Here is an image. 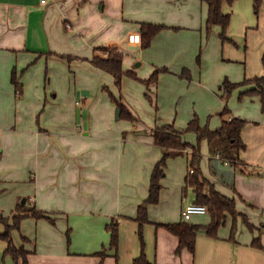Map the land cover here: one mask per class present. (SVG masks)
Here are the masks:
<instances>
[{"label":"crops","instance_id":"1","mask_svg":"<svg viewBox=\"0 0 264 264\" xmlns=\"http://www.w3.org/2000/svg\"><path fill=\"white\" fill-rule=\"evenodd\" d=\"M252 7L253 0L222 4L231 16V35L253 34L242 53L222 41L219 25L207 32L202 0H0V217L25 215L12 238L27 251V264H133L142 250L154 264H264V111L258 96L239 97L252 85L234 89L226 102L220 88L225 78L235 83L264 74V42L250 54L259 43V31L252 30L264 23V1L258 16ZM141 23L163 26L147 48L141 45ZM101 48L122 53L123 70L140 78L166 66L168 74L186 71L192 81L184 85L171 77L161 92L159 75L149 85L124 75L117 95L114 76L90 61L95 53L105 55ZM230 62L239 64L236 72ZM179 85L187 87L184 100L204 101L202 117L195 104L158 111L161 103L174 101L178 90L170 89ZM109 93L121 98L135 121L120 116ZM144 96L156 108L145 107ZM225 104L229 113L221 117ZM194 115L212 130L222 119L246 120L240 134L245 147L235 161L222 158L207 140L200 146L202 174L235 199V229L231 233L229 215L215 237L200 231L194 251H177L178 236L162 224L184 220L182 207L193 202L194 193L190 187L182 192L191 146L173 149L159 200L146 206L142 248L137 210L164 154L152 131L164 125L184 130ZM181 137L197 142L193 132ZM34 208L48 218L34 217ZM202 215L185 221L208 223L210 216ZM111 222L117 224L116 249L109 245ZM4 229L0 221V233ZM256 237L263 248L251 245ZM5 248L0 238V264H14L3 255Z\"/></svg>","mask_w":264,"mask_h":264},{"label":"trees","instance_id":"2","mask_svg":"<svg viewBox=\"0 0 264 264\" xmlns=\"http://www.w3.org/2000/svg\"><path fill=\"white\" fill-rule=\"evenodd\" d=\"M207 4V16H206V30L210 31L212 25H219L220 38L222 41L232 40L231 37L227 35V28L230 24V13H224L222 11V4L228 3L232 4L235 0H202ZM264 0H253V11L256 16L260 13L262 3ZM163 26L160 24L152 23H141L140 35H141V45L142 48H147L152 39L162 30ZM100 50L105 51V55L95 53L91 58V63L112 74L115 78V84L120 88L122 77L124 75L139 80L144 84L156 83L158 80V75L161 72L168 71L167 67H156L152 74L148 78H140L133 71H124L122 68L123 55L116 50H110L107 48H101ZM262 64L264 67V54L262 56ZM190 79V76H187ZM12 83L15 85V90L20 91V85L16 78V74L13 71L11 74ZM252 85V88L244 91L240 94L242 95H256L260 98L261 109L264 111V74L262 76H255L253 78H244L240 82H231L229 79L225 78L220 85L223 90L222 98L226 102L231 95L232 91L236 88L245 85ZM110 98L116 103L120 108V116L131 121H135L136 117L131 113L124 103L117 100L111 93ZM229 109L227 104L224 105L222 111L219 113L221 117L227 115ZM246 120L239 117H232L231 119H222L221 125L216 129H211L206 123L201 126L199 119L196 115L187 123L184 130H176L173 125H164L162 127H155L152 131L153 142L155 145L164 149V154L162 158L155 164L151 177L149 194L147 199L139 205L136 215V220L139 223V238L141 241L142 248L144 246V240L142 235V225L148 221L147 219V209L148 204H155L159 200V194L161 189L160 180L164 174V168L166 166L167 158L169 157L171 150L182 149L190 147L192 153L189 159V168L192 172H188L186 175V183L182 189L183 194L186 193L187 188H191L194 193V203L203 204L207 208V213L210 216V221L206 224L189 222L185 220H180L175 223H164L162 224L167 230L177 235L179 238V245L177 251L183 247H187L189 250L194 251L195 238L197 234L202 231L208 236L215 237L216 232L220 225L224 224L227 217L230 215L234 220L232 224L233 233L236 226V217L238 212L236 211L235 199L228 197L221 192L217 191L214 185L202 174L200 169V146L202 140H207L213 145V149L217 150L222 158L228 159L230 161H235L237 159L239 152L245 147L241 139V130L245 124ZM184 132H193L196 135L197 142L195 145H190L182 140L181 135ZM29 210V209H28ZM27 210V211H28ZM31 213L36 218L47 217L44 212L34 209H30ZM25 215H14L11 219L0 217V221L5 224V229L0 233V238L6 241V248L3 252L4 256H11L13 258L14 264H27V251L24 246L17 247L12 238V230L18 229L22 218ZM11 220V221H10ZM249 227L252 225L247 223ZM111 232L110 237V247L116 249L118 242V232L117 224L111 222L107 225ZM69 232V231H68ZM67 232L68 241L69 233ZM251 245L258 248H263L259 237L254 238ZM96 254H104L100 251ZM133 264H154L146 260L144 252L140 257L134 260Z\"/></svg>","mask_w":264,"mask_h":264},{"label":"rangeland","instance_id":"3","mask_svg":"<svg viewBox=\"0 0 264 264\" xmlns=\"http://www.w3.org/2000/svg\"><path fill=\"white\" fill-rule=\"evenodd\" d=\"M262 11V7H261V9H260V12ZM252 13H254V11H253V7H252ZM255 15V14H254ZM229 28L230 27H228L227 28V35L229 36V37H231V39L232 40H226V41H228V42H230L231 44H233V46L235 47V49L236 50H238V51H240V52H242V53H245L249 48H250V44L248 43V40H252V37H253V34L252 33H249L248 34V36H246V34H245V31L242 33V34H230L229 33ZM254 28L255 29H253L252 31H259V33L258 34H256L255 35V37H256V41H255V43H257V42H259L258 44H254V46L252 47V49H251V51H250V54H254L255 52L254 51H256V49L261 45V43L262 42H264V23H261V26H258L257 24L254 26ZM223 42H225V41H223ZM220 57H221V53H220ZM233 64L232 66L230 65V64ZM196 64L198 65V66H201V64H202V59H201V57H200V55H199V53L197 54V56H196ZM230 64H229V67L232 69V70H234V72H236V69H237V66L239 65L238 63H236V62H230ZM240 65L242 66V64L240 63ZM158 67H162V66H158ZM166 67V66H165ZM242 69V68H241ZM229 71L231 72V70L229 69ZM191 73V72H190ZM227 74L228 73H226L225 74V76H227ZM241 74H243V72L241 71ZM229 75H231V74H229ZM187 76H189V75H187V72L185 71V72H181V73H179V74H177V75H171V74H168V72H161L160 74H159V80H160V82L159 83H161V88H159V90L162 92V89L163 88H165L167 85H168V80H169V78H171V77H175L176 79H178L182 84H184V81L186 80V81H188V82H191L192 81V75H191V78L188 80L187 79ZM228 78H230V77H228ZM232 79V78H231ZM185 85V84H184ZM115 89H116V93H117V95L118 94H120V91H121V87L119 88L117 85L115 86ZM187 89V87L186 86H180L179 85V88L178 89H172V87H171V89H170V91L171 92H173V91H177L178 90V95L173 99L174 101H170V102H164V103H161L160 105H159V107H158V111H163V112H167V108L172 104L173 105V108H175V106H177V105H181V106H183V109H185L186 107H190V106H192L193 104H195V113L197 114V116H199V118H200V116L202 117L203 116V113H204V101H203V103H202V100L201 99H199L198 97H196V98H194V99H192L191 101L188 99V97L184 100V93H186V90ZM120 90V91H119ZM164 90V89H163ZM167 90H169V89H167ZM214 92H216V94L214 93L213 95L217 98V97H219V95H221V91L219 92V95L217 96V87H216V89H214ZM191 95V94H190ZM113 96L117 99V100H120L121 101V98L120 97H116L114 94H113ZM120 96V95H119ZM144 99H145V101H146V104L148 105V106H145V107H154V108H156L154 105H152L150 102H149V100H148V98L146 97V96H144ZM177 102V103H176ZM194 102V103H193ZM116 104V103H115ZM153 108V109H154ZM118 109H116V111H117ZM140 111V110H139ZM157 111V112H158ZM117 113V112H116ZM153 113H154V111H153ZM139 114V113H138ZM208 120H209V118H208ZM176 122H181L182 123V125H185V121H183V120H180V119H176ZM192 151V150H191ZM190 195H191V193H190ZM205 216H209V214L208 213H206V214H204ZM195 217H197V215H194ZM199 216H203V215H199ZM194 217V218H195Z\"/></svg>","mask_w":264,"mask_h":264},{"label":"built area","instance_id":"4","mask_svg":"<svg viewBox=\"0 0 264 264\" xmlns=\"http://www.w3.org/2000/svg\"><path fill=\"white\" fill-rule=\"evenodd\" d=\"M189 172H192V169H190ZM205 213H207V208L205 205L194 202H187L182 207L181 216L184 220H188L194 215H202Z\"/></svg>","mask_w":264,"mask_h":264}]
</instances>
